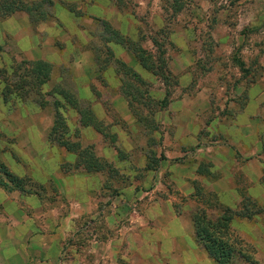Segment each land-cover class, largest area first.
<instances>
[{
	"label": "rangeland",
	"instance_id": "374dc122",
	"mask_svg": "<svg viewBox=\"0 0 264 264\" xmlns=\"http://www.w3.org/2000/svg\"><path fill=\"white\" fill-rule=\"evenodd\" d=\"M12 1L21 9L5 13L2 3ZM0 3V23L17 17L19 37L35 39L30 55L15 36L1 44L11 50L0 66V188L68 204L63 181L39 171L36 160L44 158L60 172L98 175L84 182L87 203L96 189L98 206H115L128 225L139 213L151 216L155 200L172 196L194 237L192 212L204 209L216 218L228 207L237 248L239 238L244 254L264 264V0ZM104 22L126 43H116ZM140 51L154 71L140 65ZM47 66L44 81L40 71ZM71 98L92 113L99 130L81 126ZM32 136L47 143L32 146ZM208 146L227 162L222 170L207 156ZM161 167L179 178L192 169V193L180 191L182 181L162 178L163 189L152 194L154 181L143 173ZM7 201L0 193V240ZM230 264L250 263L237 256Z\"/></svg>",
	"mask_w": 264,
	"mask_h": 264
},
{
	"label": "crops",
	"instance_id": "0c3cea01",
	"mask_svg": "<svg viewBox=\"0 0 264 264\" xmlns=\"http://www.w3.org/2000/svg\"><path fill=\"white\" fill-rule=\"evenodd\" d=\"M22 28L17 17L4 19L0 23V46L6 37L15 36L22 53H33L30 44L35 39L29 36L22 38L24 35L19 37ZM9 50L10 45L0 48V66L4 64ZM32 128V131L38 132V129ZM32 138V146L47 143L42 136ZM228 145H218V148L225 147L228 153H233L229 146L234 147L235 144ZM215 148L208 146L207 156L222 170L227 162L220 155L210 153ZM75 162L74 159L69 160L70 167ZM36 164L48 179L53 176L63 181L68 204L60 208L55 204H44L36 193L22 195L19 192L16 196L0 188V193L8 199L4 209L9 217L4 222L7 231L0 240V264H133L134 260H138L139 264H214V260L192 236L190 223L176 213L172 196L155 200L153 204L158 208H150L151 216L139 213L140 218L128 225L123 221L124 212L115 210V206H98L97 198L94 199L96 189L90 188V204L87 203L89 200L85 199L87 188L84 182L86 177L99 179L98 175L83 174L76 168L60 172L57 168L53 169L51 160L44 158H38ZM193 173L192 169H187L179 178L178 173L169 174L166 168L163 170L161 167L159 173L146 170L143 175L154 181L155 186L150 191L152 194L157 189L162 190V180L169 178L170 181H182L178 188L184 195H189L193 191L189 183L195 177ZM219 193H222V189ZM87 216L89 218L85 221ZM118 231L122 233L116 235ZM88 255L91 257L89 261Z\"/></svg>",
	"mask_w": 264,
	"mask_h": 264
},
{
	"label": "trees",
	"instance_id": "16d2710c",
	"mask_svg": "<svg viewBox=\"0 0 264 264\" xmlns=\"http://www.w3.org/2000/svg\"><path fill=\"white\" fill-rule=\"evenodd\" d=\"M1 8L5 13L13 12L15 10L18 11V9H21L16 8L14 1L10 3H2ZM104 26L108 28V30L111 31V33L114 35L113 40L116 43H126V40H124L126 37H124L122 34L119 36L120 33L118 31H113L110 28V24L104 22ZM141 53V51L139 53H136V57L138 58V62L140 63V65H142V67L147 70L152 69L154 71V64L148 61V58L142 56ZM39 63L40 67L45 65L42 62ZM49 71L50 70L48 66L41 69L40 72L42 73L44 81L48 78ZM64 98L67 99L68 97L64 95ZM70 101L72 106L77 109L80 115L81 126H94L97 130H99V128H97V120L92 116V113L79 107L76 100L71 98ZM59 143L70 150L74 149L75 151H77V149H79V146L77 144H70L71 142L66 140H59ZM13 177L15 176L13 175ZM233 215V211L228 207L225 208L224 211L216 218L209 217L204 209H196L190 215L196 242L217 264H230L232 260L237 256L241 259V261L247 263L249 262L250 264H257V262L252 260L248 254H244V252L247 250L245 249V245H242L240 243L242 241L238 238L237 248V243L231 236L230 224Z\"/></svg>",
	"mask_w": 264,
	"mask_h": 264
}]
</instances>
